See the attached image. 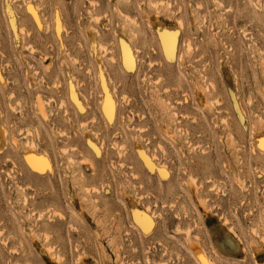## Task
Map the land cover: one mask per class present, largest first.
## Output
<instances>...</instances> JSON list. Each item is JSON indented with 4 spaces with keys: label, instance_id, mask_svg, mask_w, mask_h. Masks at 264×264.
<instances>
[{
    "label": "rangeland",
    "instance_id": "374dc122",
    "mask_svg": "<svg viewBox=\"0 0 264 264\" xmlns=\"http://www.w3.org/2000/svg\"><path fill=\"white\" fill-rule=\"evenodd\" d=\"M260 143L264 0H0V264H264Z\"/></svg>",
    "mask_w": 264,
    "mask_h": 264
},
{
    "label": "bare ground",
    "instance_id": "6f19581e",
    "mask_svg": "<svg viewBox=\"0 0 264 264\" xmlns=\"http://www.w3.org/2000/svg\"><path fill=\"white\" fill-rule=\"evenodd\" d=\"M96 16V15H95ZM159 36V41H160V45H161V50H162V53L165 55V57H170L174 54V50H175V40H174V37L173 35L169 34V33H159L158 34ZM100 45V44H99ZM189 48V47H187ZM121 49V57H122V61H123V64L128 67V68H132L133 67V64H134V60H133V57L132 55L129 53V50L123 45L120 47ZM111 50V49H110ZM114 89V88H113ZM100 102V110H101V113L102 115L104 116V118L110 122L114 116V110H115V105L112 101V99L110 98V96L105 92L103 91V95H102V98L99 100ZM38 108H39V111L42 115H44V108L40 102V100H38ZM46 117V115L44 116ZM94 117V116H93ZM142 129V127L140 128ZM103 141V140H102ZM112 145V144H111ZM116 145V144H115ZM120 146V145H119ZM162 147V146H161ZM260 147L262 149H264V144L260 143ZM117 150V149H116ZM28 165L32 168V169H43L45 167V164L40 160V158H37L36 156H34L33 154H30L28 153L25 157ZM121 163V162H119ZM91 164V163H90ZM48 166V164H47ZM52 169V168H51ZM161 171V170H160ZM196 187V186H195ZM226 219V218H225ZM144 226L147 224V220L145 219H141ZM224 220V218H223ZM195 251L197 253V256L198 258L200 259V261L203 263V264H211V262L209 261H206L200 251L195 248ZM199 251V252H198ZM206 257V256H205Z\"/></svg>",
    "mask_w": 264,
    "mask_h": 264
}]
</instances>
